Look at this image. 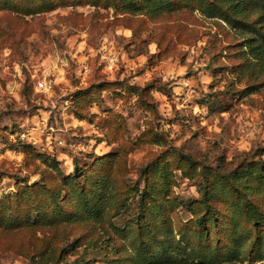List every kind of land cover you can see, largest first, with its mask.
<instances>
[{
	"label": "rangeland",
	"instance_id": "1",
	"mask_svg": "<svg viewBox=\"0 0 264 264\" xmlns=\"http://www.w3.org/2000/svg\"><path fill=\"white\" fill-rule=\"evenodd\" d=\"M166 1L0 0V264H264L262 10Z\"/></svg>",
	"mask_w": 264,
	"mask_h": 264
},
{
	"label": "trees",
	"instance_id": "2",
	"mask_svg": "<svg viewBox=\"0 0 264 264\" xmlns=\"http://www.w3.org/2000/svg\"><path fill=\"white\" fill-rule=\"evenodd\" d=\"M158 1V4H157ZM251 1L253 6L257 10H262L261 19L264 22V0H217L215 3L209 5V10L211 11L212 16L219 17L222 20L228 21V22H235V24H239L241 26H245V23L243 20H240V18H247V12L245 9L246 4ZM143 4H146V7L150 8L155 4V8H158V6H161L163 8L169 6V3L166 0H142ZM250 3V4H251ZM262 40L259 43V41H256L254 45L250 46V49L253 52V56L255 58H259V56H262L264 53V33L260 34ZM55 165V168L57 166V162L53 163ZM78 175L69 177L71 179L77 178ZM148 194L147 191H144L141 195V205L145 203L146 201V195ZM208 190L205 194V199H209L208 197ZM205 204L207 208H209L208 201H205ZM255 214H258L256 211H254ZM256 224H259L260 220H258V217H255ZM200 224H204V220H199ZM185 254V253H183ZM189 256V255H188ZM171 255L165 254L162 258L158 260L161 264H172L169 263ZM239 262V259L235 253H230L226 255L225 258H223L222 263H232V262Z\"/></svg>",
	"mask_w": 264,
	"mask_h": 264
},
{
	"label": "built area",
	"instance_id": "3",
	"mask_svg": "<svg viewBox=\"0 0 264 264\" xmlns=\"http://www.w3.org/2000/svg\"><path fill=\"white\" fill-rule=\"evenodd\" d=\"M38 85H39V88H40V89L45 88V84H44L43 82H40Z\"/></svg>",
	"mask_w": 264,
	"mask_h": 264
}]
</instances>
